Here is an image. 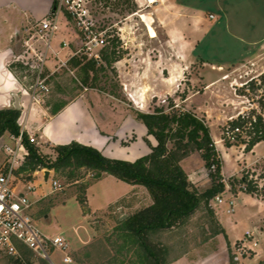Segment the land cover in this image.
Here are the masks:
<instances>
[{
  "label": "rangeland",
  "instance_id": "1",
  "mask_svg": "<svg viewBox=\"0 0 264 264\" xmlns=\"http://www.w3.org/2000/svg\"><path fill=\"white\" fill-rule=\"evenodd\" d=\"M158 1L160 7L144 8L142 0H89L98 24L109 30V48L101 50L102 61L96 62L94 67L88 65V61H94L88 55H70L67 66L50 76V91L41 103L50 105L53 110L76 95L93 94L98 101L93 104L94 114L101 123V105L116 111V129L111 128L113 124H103L101 129L112 133L119 145L107 147L106 153L92 147L105 157L126 161L136 160L152 151L150 139L138 136L142 124L145 125L136 118L138 111L152 113L161 108L170 114L191 112L203 119L210 127L222 162L226 188L218 195L224 198L229 187L235 192L243 191L247 215L255 220L257 237L237 242L235 250L244 256L257 257L259 264H264V140L246 150L245 141L251 138L247 128L235 137L226 132L239 115L247 119L260 115L264 122V0H177L196 9L195 17L191 16L190 9L186 12L169 0ZM142 13H148L154 19L152 25L156 36L150 35ZM83 38L74 18L62 13L54 44L68 40L70 54H73L84 45ZM106 48L110 54L113 49L116 51L111 54V64L103 59ZM19 50L23 51L21 46ZM49 57L55 56L50 53ZM74 59L81 63L74 66ZM14 64L20 77L29 85L35 75L19 61L15 60ZM84 64L89 67L87 85L82 79ZM25 75L29 77L26 79ZM128 113L132 114V120H124ZM11 134L7 131L0 136V165L6 162L5 144L10 142ZM74 141L79 142L73 140L70 143ZM100 142L105 144L103 139ZM226 142L232 145L228 146ZM37 148L47 162L56 160L55 146L40 141ZM29 155L21 166L22 176L31 179L30 183L36 186L31 198L42 196L35 202L32 216L44 233L62 234L70 243L65 252L49 248L54 264H133L136 249L120 235L117 226L119 220L134 212L118 206L127 203L128 199L121 198L125 191L122 185L113 183L116 176L105 174L99 180L95 177L96 170L76 164L58 170L48 166L25 170ZM180 164L185 171L202 175L199 187L192 183L200 192L206 186H212L210 169L199 151H191ZM44 168L52 169L49 179L38 172ZM246 177L257 183L259 190L247 192L246 183L241 182ZM52 178L59 181L60 189L52 191ZM19 185L23 186V183ZM143 186L153 202L148 188ZM82 198L86 199L84 204L79 200ZM219 205L214 197L208 207L203 203L182 225L150 233V240L163 248L164 262L196 247L203 249L206 241L214 242L215 239L208 242V238L215 235L213 229L218 227L211 219L209 208L215 211ZM232 215L242 216L240 211ZM66 253L73 262H64L62 258ZM30 257L36 263L41 258L36 254ZM0 264L13 263L0 252Z\"/></svg>",
  "mask_w": 264,
  "mask_h": 264
},
{
  "label": "trees",
  "instance_id": "2",
  "mask_svg": "<svg viewBox=\"0 0 264 264\" xmlns=\"http://www.w3.org/2000/svg\"><path fill=\"white\" fill-rule=\"evenodd\" d=\"M108 51L107 49L103 52V59L111 64L113 59L111 54H116V51L113 49L111 54ZM73 62L74 66L81 63L80 60L75 59ZM95 64L96 61H88V65L94 67ZM88 65L82 66L84 73L82 79L86 85ZM20 117L21 109L19 108L0 109V136L7 131L18 134L21 130ZM136 118L145 123L148 133L154 135L157 144L152 146L149 154L134 161L111 159L92 146L74 141L55 146L58 156L54 162H47L38 151L37 145L30 143L25 133L30 155L24 169L48 166L58 170L76 164L79 167L86 166L96 170V179L102 178L105 174H112L129 183L145 185L153 202L119 220L117 229L120 230V235H123L127 243L136 249V260H132L133 264H167L163 261V248L150 240V233L182 225L203 203L208 207L210 201L226 188L222 176V162L210 127L195 114L191 112L170 114L158 108L152 113L138 111ZM244 128L248 129L247 133L251 137L245 141L246 150H251L258 142L264 140L262 116L247 119L246 116L239 115L232 120L226 132L227 134L231 132L235 137L240 135ZM169 142H172V146H169ZM226 144L232 145L229 142ZM193 150L201 153L213 180L212 186L203 192L195 188L180 164V161ZM241 182L246 183L245 190L249 193L259 190V185L249 180L248 177L242 178ZM79 200L82 204L86 202L84 198ZM209 213L211 219L216 222L212 208H209ZM217 227L213 229L215 234L220 231L218 224ZM20 252V256L5 255L13 264L26 261L28 264H50L44 258H39L38 263L32 261L30 256L34 252L26 247H21Z\"/></svg>",
  "mask_w": 264,
  "mask_h": 264
},
{
  "label": "crops",
  "instance_id": "3",
  "mask_svg": "<svg viewBox=\"0 0 264 264\" xmlns=\"http://www.w3.org/2000/svg\"><path fill=\"white\" fill-rule=\"evenodd\" d=\"M158 2L153 5L155 8L160 7ZM169 2L176 5L178 9H185L186 12L190 9L189 11H192L190 12L192 13L191 16H196V9L180 4L177 0H169ZM55 3L56 0H0V109L16 107L15 102L18 97L19 109H21V117L19 119L21 128L23 127L27 132L37 134L41 142L57 146L77 140L83 144L100 148L102 152L106 153L107 147L119 145L118 139H114L111 136L112 133L101 129L103 124H113L111 128L116 129V111L111 110L109 106L101 105L102 107L99 108L103 120L101 123L95 117V107H93V104H98V101L95 100L93 94L85 96L86 93L76 95L64 105L53 110H51L50 105L45 106L41 102L32 103L29 89L31 82L27 85L15 67L14 61L20 53L19 47L22 45L25 33L24 28L29 26L27 25L28 22L34 19H42L49 14ZM226 14L228 16V13ZM220 29L224 30V28H219L218 30ZM64 41L69 44V41L65 39L55 43L54 46L61 51L63 60H68L71 55L70 44L63 46V49H61V44ZM58 64V60L52 58L48 63L47 71L52 72ZM124 120H132V114L128 113ZM138 134L140 138L150 139L153 145L157 144V140L153 135L148 134V128L144 124H142ZM102 139L105 140L106 147H103L104 143L101 144L100 141ZM194 173L195 171H191L188 172V175L191 182L199 187L202 175H194ZM116 179L113 183L116 182L117 185H122L125 190L121 198L128 199L127 203H125L126 205L121 203L118 205L120 208L136 212L143 206L152 203V200L147 196V190L142 184L129 183L118 177ZM202 185H206V183ZM90 187L91 185L87 190ZM209 187L211 186H206L203 191ZM227 191L228 193L224 192V199H230L234 192L239 199L240 205L235 207L234 212L240 211L242 216H233L234 212H227V203L220 204L217 208H214L216 222L220 231L208 238V242L215 239L214 242L209 244L206 241L203 249L202 247H196L185 251L169 260L167 264H259L257 257L244 256L235 250L236 243L244 240L247 230L255 228L256 225L255 220L247 215L248 207L245 206V193L243 191L235 192L231 189ZM41 197H37L34 201L36 202ZM247 240L245 239L244 241Z\"/></svg>",
  "mask_w": 264,
  "mask_h": 264
},
{
  "label": "built area",
  "instance_id": "4",
  "mask_svg": "<svg viewBox=\"0 0 264 264\" xmlns=\"http://www.w3.org/2000/svg\"><path fill=\"white\" fill-rule=\"evenodd\" d=\"M157 2L158 0H142V6L147 8ZM62 13L70 14L84 35V45L73 52L72 56L82 53L94 61L100 62L102 61L101 50L110 44L109 30L98 24L92 14L89 0H58L49 14L24 28L25 33L21 45L23 51L15 58L35 75L29 87L32 103L41 102L42 98L50 91L48 83L50 76L63 66H67L69 61V59L63 60L61 51L54 46V38ZM67 45H69L68 42H62L61 49ZM50 53L59 62L52 72L47 71L48 63L51 60ZM25 77L27 78L29 75H25ZM25 133L30 143L36 145L40 143L36 134L27 132L22 127L18 134L10 135V142L5 144L6 162L0 165V252L11 256H20L21 247H26L34 254L54 264L49 248L65 252L69 249L70 243L62 234L44 233L32 216L31 212L35 201L31 198V193L34 192L36 186L30 183L31 179L22 176L24 174L21 171V166L29 155ZM47 170H49L48 175L46 174ZM38 172L49 179L52 169L44 168ZM29 175L31 176V174ZM19 183H23V186H20ZM61 187L59 181L52 178V191ZM216 202L227 203V212L229 213L234 212L235 207L239 204L234 192L229 200H225L220 195L216 196ZM250 237H257L254 228L246 232V238ZM62 259L67 263L73 262V258L68 253Z\"/></svg>",
  "mask_w": 264,
  "mask_h": 264
},
{
  "label": "bare ground",
  "instance_id": "5",
  "mask_svg": "<svg viewBox=\"0 0 264 264\" xmlns=\"http://www.w3.org/2000/svg\"><path fill=\"white\" fill-rule=\"evenodd\" d=\"M143 20H146V24H148V30L150 32V35L156 36V31L154 29V26L152 25V22L154 21V19L148 14V13H142L141 15Z\"/></svg>",
  "mask_w": 264,
  "mask_h": 264
},
{
  "label": "water",
  "instance_id": "6",
  "mask_svg": "<svg viewBox=\"0 0 264 264\" xmlns=\"http://www.w3.org/2000/svg\"><path fill=\"white\" fill-rule=\"evenodd\" d=\"M15 106L16 108H20V103H19V98H16V102H15ZM49 174V170H47V175Z\"/></svg>",
  "mask_w": 264,
  "mask_h": 264
}]
</instances>
